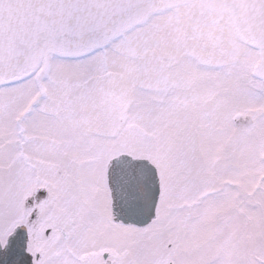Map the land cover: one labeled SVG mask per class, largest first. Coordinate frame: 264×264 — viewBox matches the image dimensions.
Segmentation results:
<instances>
[{"label":"snow or ice","instance_id":"1","mask_svg":"<svg viewBox=\"0 0 264 264\" xmlns=\"http://www.w3.org/2000/svg\"><path fill=\"white\" fill-rule=\"evenodd\" d=\"M0 264H264V0H0Z\"/></svg>","mask_w":264,"mask_h":264}]
</instances>
